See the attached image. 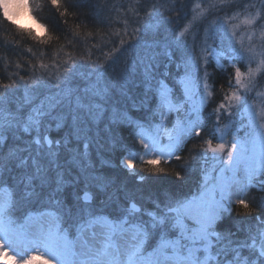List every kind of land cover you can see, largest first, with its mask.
Masks as SVG:
<instances>
[{"label": "snow or ice", "instance_id": "6c2138e0", "mask_svg": "<svg viewBox=\"0 0 264 264\" xmlns=\"http://www.w3.org/2000/svg\"><path fill=\"white\" fill-rule=\"evenodd\" d=\"M51 2L59 7L58 0ZM181 2L172 0L167 9L177 8L176 27ZM258 4L254 15L256 3L243 5L247 44L231 23L240 14L233 11L237 0L196 3L185 25L170 30L171 38L162 29L173 17L153 4L144 18L137 13L124 22L123 33L113 34L121 39L105 53V63L89 56L58 71L55 83L49 74L0 84V264H35L38 254L42 264H264V214L219 230L235 196L236 204L249 208V189L264 191V100L256 104L264 97L257 91L264 87V0ZM28 5L0 0V12L15 24L16 11ZM96 15L100 24L109 23ZM121 55L124 67L109 74ZM213 60L224 73L232 69L228 91L221 88L223 96L208 114L215 117L210 138L184 157L178 153L202 139L204 109L215 101L207 72ZM21 90L22 102L16 99ZM40 95L45 98L35 103ZM223 119L228 123L220 127ZM237 124L246 129L244 137L233 134L229 146L225 138ZM114 126L131 131L139 154L122 144ZM113 154L140 183L167 174L160 164L173 158L181 169L177 179L186 178L197 161L202 179L182 199L144 192L112 177ZM37 203L50 207L34 212ZM21 210L22 216L15 215Z\"/></svg>", "mask_w": 264, "mask_h": 264}, {"label": "trees", "instance_id": "16d2710c", "mask_svg": "<svg viewBox=\"0 0 264 264\" xmlns=\"http://www.w3.org/2000/svg\"><path fill=\"white\" fill-rule=\"evenodd\" d=\"M58 2L59 7L54 6L51 0H29L27 9L31 16L44 26L45 30L42 34L7 21L0 12V84L10 83L12 79L19 80L20 76L34 79L39 76L47 78L49 74L55 83L58 71L62 72L74 61L88 60L91 56L92 62L103 64L106 61L105 53H110L114 47L119 45L118 40L121 37L113 34L123 30V27H121L122 22L116 10L125 7V0H58ZM97 12L100 17L107 18L109 23L100 24L97 20ZM28 29L32 30L31 34L27 31ZM123 38L127 40L128 36ZM123 67V55H121L116 63L109 66L108 72L113 74L112 70L115 69L114 74L118 75ZM171 71L174 75L176 74L175 63ZM231 74V69L228 73L218 69L212 70V92L215 101L204 109L206 128L202 133V139L189 141L184 150L179 153L180 155L188 157L189 149L193 145L200 148L203 138H210L209 132L215 118L208 114L222 98L223 92L228 91V78ZM44 98V95L37 96L35 103H39ZM16 99L22 102V90L17 92ZM114 133L122 138V144L128 149L136 150L139 154L140 146L129 129L114 126ZM135 163L139 171L141 168L139 156ZM111 164L110 174L118 182L127 183L130 188L173 198L189 190L197 178L198 171L197 161L186 178L177 179L174 173L181 169L173 158L170 163L160 164L167 174H158L140 183L135 177L127 175L125 170L118 167L119 160L115 154L111 157ZM262 198H264V191L256 186L250 188L246 197L249 208L238 204L231 205V215L220 227L223 229L233 227L238 222H252L256 215L264 214V207H260Z\"/></svg>", "mask_w": 264, "mask_h": 264}, {"label": "rangeland", "instance_id": "374dc122", "mask_svg": "<svg viewBox=\"0 0 264 264\" xmlns=\"http://www.w3.org/2000/svg\"><path fill=\"white\" fill-rule=\"evenodd\" d=\"M146 2V4H145ZM238 4L240 5V7L238 8H234L233 11L239 12V16L237 19L232 20V24L238 25L239 27L236 29V38L237 39H242L244 41L245 44H247V40H248V31L249 29L241 23V21L244 19L245 15L247 14V12L244 11L243 9V5L244 4H249V3H256L257 4V8L256 9H251V13L254 15L255 12L258 10L259 8V4H258V0H237ZM196 3H203V4H207V0H182L181 4L178 5L179 8V15H180V20H179V27H176L177 21L175 20V17L177 16V8H172L171 11H167V9L171 8L172 5V0H125L124 4L125 7H123L122 9H118L116 10L117 15L119 17V20H121V27H123V30H121L120 32L123 33L125 30V21L129 20H135L136 19V14L138 13L139 16L141 18H144L146 16V14L151 11V7L153 4H155L160 11L163 12L164 17H173L172 23H165L163 25V29L164 30H169V31H165V35L169 36V38H171L174 35V32L170 31L171 29L175 28V31H179L180 28H182L185 23L187 22V20L190 18L191 13L189 12V10L191 8H193V6ZM27 9V7H26ZM28 10V9H27ZM185 13H188V15H185ZM30 14V13H29ZM232 11L228 12V15H232ZM31 15V14H30ZM220 15H224V13H220ZM35 22H29L28 20H25V18H22L19 14H15L13 16V19L15 20L16 24H19L21 26L24 27H28L31 28L32 30H34L37 34H42L44 33V26L38 22L34 17H32ZM213 17H209L208 19L211 20ZM208 21H205V25L207 24ZM137 25L136 24H131L130 27H128L127 31L129 34L132 33V29L135 28ZM203 32V26H201V33ZM191 31L188 33L189 38L191 37ZM129 38V37H128ZM121 38H119L118 43L120 41ZM210 44H213V41H209ZM213 46H215V44H213ZM238 46V45H237ZM145 49H144V44L143 41H141L140 45H139V51H138V55L139 56H143L145 55ZM147 54H151V52H148ZM221 63H227L226 60H221ZM241 67V71H246V65H239ZM253 67H255V64L252 65ZM175 68H176V64H175ZM213 69H218L216 67V62L215 60H213L207 67V72L209 73V80H208V84L210 85L209 91L212 92V70ZM219 70V69H218ZM177 68H176V73H177ZM232 71V69H231ZM180 74H183L184 69L183 67H181L179 69ZM204 74V69L201 68L200 71V76L203 77ZM203 83V81H201V84ZM233 84H234V80H233ZM55 90V89H54ZM257 91H261L264 92V87L258 88ZM253 96H255V93L253 94ZM252 100V97H250V102ZM261 100H264V97L258 98L256 99V104L260 105L261 104ZM215 118V117H214ZM174 119V118H173ZM228 123L227 119H223L220 121V127H223L225 124ZM169 127H171V121L169 122ZM246 129L240 127L239 124L235 125L230 131L228 136L225 138L228 143L229 146L231 144V136L233 134L237 135L238 138H242L244 137ZM215 143H219V140L214 139L213 140V144ZM179 154V153H178ZM180 155V154H179ZM209 155H211V153H209ZM149 157H144L145 160H147ZM140 161V160H139ZM211 166V161L209 162V167ZM216 171H219V166H217ZM197 178H195V180L193 181L191 187L189 188L188 191H186L185 193L180 194L177 199H182L185 196H190L193 193H195L197 191V188L199 186V183L201 182L202 176H201V170H200V163L198 161V171H197ZM257 188H259V186H256ZM240 198L239 196H235L233 198V204L235 203V200ZM50 207L48 205H42L40 203L34 204L32 205L31 210L34 212H38V211H43L45 208ZM55 210V209H52ZM26 210H21L20 212H16L15 215L17 216H22L24 214ZM105 211L110 212L111 209H106ZM47 220V218H46ZM219 230H222L221 227H219ZM35 264H42V258L39 257L38 254V259L35 262ZM51 264H54V262H51Z\"/></svg>", "mask_w": 264, "mask_h": 264}, {"label": "bare ground", "instance_id": "6f19581e", "mask_svg": "<svg viewBox=\"0 0 264 264\" xmlns=\"http://www.w3.org/2000/svg\"><path fill=\"white\" fill-rule=\"evenodd\" d=\"M16 14H19L22 18H25V20H28L30 23L35 22V20L29 14V11L26 9V7L21 8L18 11H16Z\"/></svg>", "mask_w": 264, "mask_h": 264}]
</instances>
